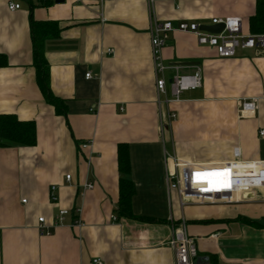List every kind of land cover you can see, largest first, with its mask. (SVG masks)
Here are the masks:
<instances>
[{
  "label": "crops",
  "instance_id": "0c3cea01",
  "mask_svg": "<svg viewBox=\"0 0 264 264\" xmlns=\"http://www.w3.org/2000/svg\"><path fill=\"white\" fill-rule=\"evenodd\" d=\"M52 1L0 0V115L33 121L37 134L35 146L0 145V264H176L169 242L183 221L194 264H264L262 191L239 205L181 208L166 182L172 157L217 164L239 147L244 160H264V51L224 59L192 34H171L161 53L167 98L177 74L200 72L202 85L160 105L151 44L154 15L208 26L212 17H238L251 34L258 0H159L154 14L147 0ZM31 19L58 24L44 49L65 115L38 86ZM244 102L254 103L247 117ZM122 180L136 189V219L118 214ZM62 209L69 214L53 228ZM42 216L50 235L39 232Z\"/></svg>",
  "mask_w": 264,
  "mask_h": 264
},
{
  "label": "built area",
  "instance_id": "2783aa9c",
  "mask_svg": "<svg viewBox=\"0 0 264 264\" xmlns=\"http://www.w3.org/2000/svg\"><path fill=\"white\" fill-rule=\"evenodd\" d=\"M50 1V0H47ZM96 2L102 5L106 0H85ZM151 12L155 13L156 4L159 0H147ZM10 11L21 9L20 4L10 3ZM103 21H106L103 18ZM212 25H224L225 28L220 33H209L203 29L208 26L199 21H183L173 23L172 21L160 22L154 15L153 29L151 32L152 56H154L155 71L157 74L156 86L159 103L160 97H164L166 104L180 102L181 96L190 90H197L201 87V73L177 74L170 81V98L168 96V85L164 78L166 69L161 53L169 42L171 34L175 32L192 34L198 40L199 45L214 49L219 57L228 59L234 57L238 49H253L264 51V34H246L243 31L242 20L238 17L218 18L212 17ZM113 52L112 49L108 53ZM160 76V77H159ZM91 77V73L87 74ZM254 109L253 102H244L243 115L247 111ZM173 120L177 114H169ZM260 136L264 138V129L260 130ZM87 148V144L83 145ZM232 159L214 163H196L189 159L177 157L170 158L166 164V182L169 194H175L181 208L189 205H224L233 206L247 203L250 195L256 192L264 193V160H244L239 147L234 148ZM211 174L218 175L211 177ZM66 180H72L71 174L66 176ZM213 180V181H212ZM91 183L85 184V188L91 189ZM56 186L51 187L52 202H56ZM26 201H23L25 203ZM69 211L62 209L55 220L53 228L62 224ZM115 219V218H113ZM39 232L41 235H50V226L46 224L42 216L38 219ZM81 224V223H79ZM174 235L169 242L173 248L176 264H194L192 261L193 238L187 232L186 224L183 221L173 229ZM93 264H102L100 260H94Z\"/></svg>",
  "mask_w": 264,
  "mask_h": 264
},
{
  "label": "trees",
  "instance_id": "16d2710c",
  "mask_svg": "<svg viewBox=\"0 0 264 264\" xmlns=\"http://www.w3.org/2000/svg\"><path fill=\"white\" fill-rule=\"evenodd\" d=\"M44 5H50L52 0H41ZM251 34H264V0L256 3V14L250 18ZM31 40L33 46L34 68L37 75V83L46 101L54 105L59 115H65L67 105L64 100L57 97L50 89V66L45 58L44 43L46 40L58 37L60 30L55 21H30ZM37 143L36 125L33 121H21L14 115H0V145L10 146H35ZM120 171L128 172L127 146L119 148ZM120 198L118 214L122 217L134 218L132 214V196L136 189L131 181L122 180L120 183ZM150 220V219H145Z\"/></svg>",
  "mask_w": 264,
  "mask_h": 264
},
{
  "label": "water",
  "instance_id": "95a60500",
  "mask_svg": "<svg viewBox=\"0 0 264 264\" xmlns=\"http://www.w3.org/2000/svg\"><path fill=\"white\" fill-rule=\"evenodd\" d=\"M57 4H62L64 0H54ZM225 28L224 25H212V26H203V29L209 33H220Z\"/></svg>",
  "mask_w": 264,
  "mask_h": 264
}]
</instances>
